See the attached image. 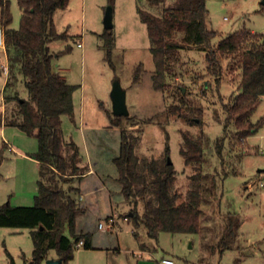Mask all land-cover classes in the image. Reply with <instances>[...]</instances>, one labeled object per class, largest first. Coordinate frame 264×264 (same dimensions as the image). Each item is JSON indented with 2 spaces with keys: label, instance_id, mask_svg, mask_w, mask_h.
Instances as JSON below:
<instances>
[{
  "label": "rangeland",
  "instance_id": "1",
  "mask_svg": "<svg viewBox=\"0 0 264 264\" xmlns=\"http://www.w3.org/2000/svg\"><path fill=\"white\" fill-rule=\"evenodd\" d=\"M261 1L206 0L207 27L217 32L212 43L242 27L264 32ZM9 2L10 27L17 28L22 12L17 0ZM107 6L112 7L111 63L106 58L102 36L107 29L103 23ZM138 6L156 14L162 10V4L152 5L147 0H113L111 4L108 0H69L66 9H58L54 15L55 29L64 36L51 40L49 48L55 64L69 68V83L76 86L73 114L61 115L64 139L78 145L79 161L85 169L93 163L105 182V188L94 194L89 210L78 217V226L92 234L95 247L76 249L68 264H160L162 257L172 258L175 264H264V187L259 186L260 179L264 181V121L242 142L234 138V125L229 123L225 128L224 123L223 103L237 89L240 64L230 56L222 57V75L218 83L214 76L203 74V52L190 47L178 53L179 62L174 66L175 74L168 78L165 94L155 90L151 78L154 61L150 40ZM80 36L83 47L76 43ZM180 36L178 33L177 39ZM138 68L139 79L133 82ZM3 80L0 74V89ZM115 80L125 90L130 116L122 118L121 126L140 135L135 152L139 156L160 157L168 144L169 158L176 170L174 188L181 199L190 187L192 174L198 169L186 165L179 152L182 133L202 137L200 233L160 231L154 239L147 236L143 223L136 224L127 216L132 204L124 200L113 162L120 146V127L111 124V118L117 116L112 112L110 97ZM179 87L183 88L182 95ZM16 89L20 97H28L22 81H18ZM82 97L86 106L83 122L80 119ZM1 102L0 95V113ZM170 104L201 105L203 122L191 123L176 113H168L166 109ZM14 108L15 101H5V116L14 114ZM261 117L264 118V98L253 112L252 120ZM149 119L151 121L147 122ZM3 138L18 150L17 153L3 150L4 156L10 155L13 159L0 167V191L14 189L13 195H9L11 205L17 202L31 205L34 194L28 196L27 192L31 188L36 192L39 176L31 157L37 150V139L16 126L0 125V148ZM22 152L27 158L14 159L23 157ZM213 178L215 184L211 181ZM248 181L255 182L251 189L245 187ZM22 194H26V201H18ZM2 203L4 201H0ZM138 211L140 214L144 211L141 202ZM228 212L235 215V238L230 247L218 251L217 239L224 230ZM112 214L116 216L118 229H99L98 222L106 223ZM141 243L146 244L143 245L146 250L138 256ZM32 249L28 228L0 226V264H28L26 259L31 257ZM55 255L54 250L48 251V256Z\"/></svg>",
  "mask_w": 264,
  "mask_h": 264
},
{
  "label": "trees",
  "instance_id": "2",
  "mask_svg": "<svg viewBox=\"0 0 264 264\" xmlns=\"http://www.w3.org/2000/svg\"><path fill=\"white\" fill-rule=\"evenodd\" d=\"M69 0H17L21 9L19 26L10 27L12 13L9 0H0V24L4 28V47L7 55V79L3 88L5 101H15V113L6 115L4 122L16 126L37 139V150L31 154L40 162L37 193L31 205L0 204V226L28 228L33 249L29 264H43L48 251L54 250L61 264H68L74 257L76 243L82 239L84 248L91 247V234L76 231V217L83 212L75 198L77 188L71 185L80 173L79 148L64 139L61 115L73 114L74 84L67 81L53 66L54 54L49 42L63 37L55 29L54 14L67 7ZM109 4L113 0H108ZM152 5L162 4L160 14L137 7L141 20L146 24L150 40L149 49L154 61L152 84L165 94L168 78L179 62L178 53L190 47L203 52L205 67L219 83L222 75V57L230 56L240 64L236 91L232 92L223 109L226 112L225 128L232 123L234 138L238 141L256 132L264 118L252 120V115L264 96V32L242 27L222 36L212 43L217 32L207 27L206 0H147ZM181 36L177 39V34ZM106 58L111 63L113 34L107 28L102 34ZM139 68L133 82L139 79ZM201 78V77H199ZM22 81L28 97H20L16 89ZM207 84V81L205 82ZM179 92L184 93L179 87ZM168 113H176L191 123H201L203 107L170 104ZM111 118V124L120 127L119 153L113 158L117 168V181L124 199L132 204L136 224L143 223L147 235L157 238L160 231L200 233L201 202L200 164L203 161L204 143L201 136L183 132L179 152L186 165L197 167L192 174L184 198L174 188L176 170L168 163L169 147L166 143L160 157L139 156L135 145L140 135L133 129L121 126L122 118ZM0 115V123H1ZM151 119L147 120L150 122ZM168 135H166L167 137ZM4 146L0 148V164L4 160ZM213 184V180H211ZM142 203L143 213L138 211ZM128 216V213H126ZM235 215L228 212L226 224L217 239L218 251L230 247L235 238ZM10 260L13 261L12 256Z\"/></svg>",
  "mask_w": 264,
  "mask_h": 264
},
{
  "label": "crops",
  "instance_id": "3",
  "mask_svg": "<svg viewBox=\"0 0 264 264\" xmlns=\"http://www.w3.org/2000/svg\"><path fill=\"white\" fill-rule=\"evenodd\" d=\"M64 9H66V8H64ZM64 9H62V10H64ZM250 30L251 31H255V30H252V29H250ZM82 39H83V37L80 36L79 38L76 39V43L78 41H81ZM79 47H83V44L81 46H79ZM82 55H84V50H82ZM1 65L7 66V55H6L5 48L0 49V74H3V76H4L2 88L0 89V95H1V101H2L1 102V113H0L2 119H1L0 125H4L5 126L7 124H5V122H4L5 121L4 120V117H5V114H4L5 113V100L3 98V88H4V84L6 82V79H7V72H5L3 70V68H1ZM53 66H54V68L57 71H59V73H61L64 77H66L67 81L69 82V76H68V73H67V71H69V68H64V67H61L58 64H55L54 58H53ZM73 94H74V92H73ZM263 98H264V96L262 97V99ZM85 109H86V106L84 104V99L82 97V99H81V106H80V119H81V122H83V116H84ZM73 112H74V108H73ZM4 139L5 138H3V140H2V146H4V150H6V151H8L10 153H17L18 148L14 147V144L13 143H10L7 139H5V140ZM22 154H24V155H22L23 157H15L14 159H17V158H27V154H25L24 152H22ZM12 159H13V157H10V155L4 156V160L1 162L0 167L3 165L4 162H6L7 160H12ZM33 159L36 162V168L38 169V175H39L40 162L38 160H36L35 158H33ZM78 166L80 168V173L75 176V178L71 182V185H73L74 187L77 188V192L75 194V198H76L77 203L79 204V206L82 207L84 210H83L82 213L78 214L77 217H76V231L88 232V231H85L80 226H78V217H79V215H81V214H83V213H85L86 211L89 210V208L92 206V202H93L92 198L94 197V194L97 191L102 190V189L105 188V182L102 179V175H99V171H97V169L95 168V166H94L93 163H89V166L85 169L86 166L83 165L82 162H81V160H80L78 162ZM13 171H14V174H15L16 171L15 170H13ZM259 175L261 176V174H259ZM38 178H39V176H38ZM38 178H36V183H37ZM261 182L264 184V181L260 179L259 186L260 187H264V185L262 186L260 184ZM253 184H255V182L253 183V182L248 181L246 183L245 187H248L249 186V188H250V186H252ZM36 187L38 188L37 185H36ZM13 190H9V189L6 190L5 189L3 191H0V201H2V202L3 201L4 202L5 201H9L10 200L9 199V195L10 196L13 195L12 194L13 193ZM31 193H33L35 195L37 193V189H36V192H35V189L34 188L33 189L31 188V190H29L27 192V195L30 196ZM34 195H33V201H34ZM25 199H26V194H22V195L19 196L18 201H26ZM17 203H14V204L21 205V203H24V202H17ZM26 203L29 204L30 202H26ZM127 219H128V217H127ZM99 229H104V228H99ZM88 233H90V232H88ZM146 234H147V230H146ZM94 245L95 244L92 242V234H91V247L90 248L95 247ZM143 245H146V244L145 243H141L140 248L137 251V255L138 256H142L143 255V252L146 250ZM79 248H81V247H79ZM47 258H57V257L55 255V256H48ZM31 259H32V256L30 258H27L26 259V261H27L28 264L31 261ZM43 264H45L44 261H43Z\"/></svg>",
  "mask_w": 264,
  "mask_h": 264
},
{
  "label": "water",
  "instance_id": "4",
  "mask_svg": "<svg viewBox=\"0 0 264 264\" xmlns=\"http://www.w3.org/2000/svg\"><path fill=\"white\" fill-rule=\"evenodd\" d=\"M264 4V0L261 1ZM103 23L105 28H111L113 26L112 23V7L107 6L104 12ZM110 97L112 100V112L115 115L126 116L129 115V111L126 106L125 98L126 93L122 88L120 82L118 80L113 81ZM168 163H171L170 158L168 157ZM129 216L132 215V212L128 213ZM60 258H47L45 260V264H61Z\"/></svg>",
  "mask_w": 264,
  "mask_h": 264
},
{
  "label": "built area",
  "instance_id": "5",
  "mask_svg": "<svg viewBox=\"0 0 264 264\" xmlns=\"http://www.w3.org/2000/svg\"><path fill=\"white\" fill-rule=\"evenodd\" d=\"M77 45L78 46H81L82 45L81 41H78L77 42ZM3 48H5L4 47V28L0 24V49H3ZM1 68H3V70L5 72H7V66L1 65ZM260 184L262 186L264 185L262 182ZM125 218H127V217H125ZM98 227L99 228H104V229L117 230L118 229V222H117V219H116L115 214H112L111 216H109L108 221L106 223H103V222L100 221L98 223ZM82 245H83V240L80 239L76 243V247L79 248V247H82ZM159 263L160 264H175L174 260L172 258H170V257H162L159 260Z\"/></svg>",
  "mask_w": 264,
  "mask_h": 264
}]
</instances>
